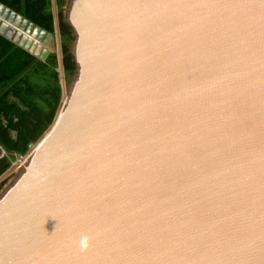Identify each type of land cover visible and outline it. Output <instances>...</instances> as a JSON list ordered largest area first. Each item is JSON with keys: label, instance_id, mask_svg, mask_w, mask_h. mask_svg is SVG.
<instances>
[{"label": "water", "instance_id": "1", "mask_svg": "<svg viewBox=\"0 0 264 264\" xmlns=\"http://www.w3.org/2000/svg\"><path fill=\"white\" fill-rule=\"evenodd\" d=\"M51 3L53 32L0 3L61 85L0 192V264H264V0H66L68 85Z\"/></svg>", "mask_w": 264, "mask_h": 264}, {"label": "trees", "instance_id": "2", "mask_svg": "<svg viewBox=\"0 0 264 264\" xmlns=\"http://www.w3.org/2000/svg\"><path fill=\"white\" fill-rule=\"evenodd\" d=\"M49 32L54 31L51 0H0ZM66 0H56L63 77L68 85L76 71L71 52L73 30L64 20ZM57 56L42 60L0 34V174L25 155L52 124L61 105ZM2 183H0L1 188Z\"/></svg>", "mask_w": 264, "mask_h": 264}, {"label": "rangeland", "instance_id": "3", "mask_svg": "<svg viewBox=\"0 0 264 264\" xmlns=\"http://www.w3.org/2000/svg\"><path fill=\"white\" fill-rule=\"evenodd\" d=\"M65 7H66V3H65L63 11L65 10ZM0 155H2V154H0ZM13 161H15V159ZM18 172H19V164H18V161H16L15 167L13 166V168L8 173V175L0 182V183H2L1 188H0V192L5 188V186L8 183H10L15 178V176H16V174H18Z\"/></svg>", "mask_w": 264, "mask_h": 264}, {"label": "bare ground", "instance_id": "4", "mask_svg": "<svg viewBox=\"0 0 264 264\" xmlns=\"http://www.w3.org/2000/svg\"><path fill=\"white\" fill-rule=\"evenodd\" d=\"M28 156H29V155H28ZM28 156H27V154H26L24 157H22L21 159L17 160V161H18V164H19V167H20V165H21V164H22V163L28 158ZM15 165H16V163H15ZM15 165H14V167H15ZM19 173H20V170H19L18 174H19ZM18 174H17V175H18ZM14 179H15V178H14ZM14 179H13L11 182H13ZM11 182H10V183H11ZM10 183H9V184H10ZM9 184H8V185H9ZM8 185H7V186H8Z\"/></svg>", "mask_w": 264, "mask_h": 264}, {"label": "clouds", "instance_id": "5", "mask_svg": "<svg viewBox=\"0 0 264 264\" xmlns=\"http://www.w3.org/2000/svg\"><path fill=\"white\" fill-rule=\"evenodd\" d=\"M86 242H87V238L86 237H82L81 238V244H82V246L86 245Z\"/></svg>", "mask_w": 264, "mask_h": 264}]
</instances>
